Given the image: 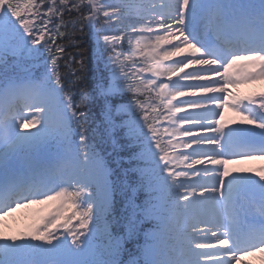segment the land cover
I'll return each mask as SVG.
<instances>
[{"label":"snow or ice","instance_id":"1","mask_svg":"<svg viewBox=\"0 0 264 264\" xmlns=\"http://www.w3.org/2000/svg\"><path fill=\"white\" fill-rule=\"evenodd\" d=\"M259 82L264 0H0V264L264 258Z\"/></svg>","mask_w":264,"mask_h":264},{"label":"bare ground","instance_id":"2","mask_svg":"<svg viewBox=\"0 0 264 264\" xmlns=\"http://www.w3.org/2000/svg\"><path fill=\"white\" fill-rule=\"evenodd\" d=\"M176 59H179V57H177ZM187 71H191V69H188ZM181 74H184V73H181ZM173 79H176V77H174ZM246 87L249 88L250 92L259 93L261 91H264V82H259V83L250 84V85L246 84ZM233 91H237V89H233ZM182 98L183 97L178 98L177 101L182 100ZM191 111L193 110L189 109V112ZM187 114L188 113H181L180 115H187ZM224 119H225L226 125L228 127H231L233 126L231 122L234 120H238L239 117L232 110H228L224 113ZM229 167L232 169L259 170L261 168H264V159L241 161V162L231 164L229 165ZM248 174H253V173H248ZM32 222H33L32 210H21L14 217L8 218V220L6 221V224L9 226L10 230H13V229H16L18 226H21V223L24 224L26 227ZM25 227L23 226V228L20 227L19 229L22 230ZM257 256H250V257L256 259V264H264L260 259L257 258Z\"/></svg>","mask_w":264,"mask_h":264},{"label":"trees","instance_id":"3","mask_svg":"<svg viewBox=\"0 0 264 264\" xmlns=\"http://www.w3.org/2000/svg\"><path fill=\"white\" fill-rule=\"evenodd\" d=\"M78 39H80L81 41V50H83V53L86 57V75H87V84L89 89L93 88L95 86L96 83V78L99 75L98 71H97V65L94 59H92L93 56V52L95 49V43L92 39H90L88 36H83V37H78ZM71 51L78 52L79 50L77 49H70ZM101 68L103 67V65L100 66ZM92 116L97 120V122L99 121V107L97 105H93L92 107ZM117 209L119 210L121 207V204L118 202L117 203Z\"/></svg>","mask_w":264,"mask_h":264}]
</instances>
